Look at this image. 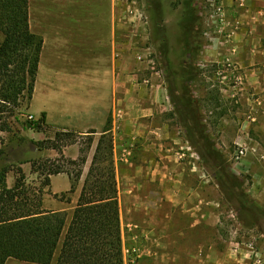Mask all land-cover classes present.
Masks as SVG:
<instances>
[{
	"label": "rangeland",
	"instance_id": "rangeland-1",
	"mask_svg": "<svg viewBox=\"0 0 264 264\" xmlns=\"http://www.w3.org/2000/svg\"><path fill=\"white\" fill-rule=\"evenodd\" d=\"M244 4L245 0H30L33 32L47 41V47L25 119L39 122L43 113H35L47 104L49 88L58 93L73 89V84L56 85L57 76L63 70L90 68L87 57L93 54L95 41H99L95 52L98 60L104 56L109 60L104 64L99 61L96 69L114 72L117 114L110 118L111 131L105 144L113 139L114 159L115 150L121 155L117 173L123 191L119 204L126 264H154L139 238L141 229L129 224L141 222L143 216L129 207L138 210L149 204L155 209L161 203L156 193L159 190H164V204L172 207L174 214L177 211L178 264H264V135L251 125L250 116L258 96L233 56L234 22L239 14L236 9L237 5L240 10L245 9ZM187 5L197 16L196 29L188 41L183 22ZM74 16H102L103 22H87L79 30L87 37L67 36L72 44L67 51L63 50L64 56L79 60L85 54L86 59L72 63L65 58L68 62H61L63 67L58 63L62 51L56 37L49 34L57 24L78 22L73 20ZM98 29L103 34L95 38ZM3 38L0 33V42ZM236 39L239 41V37ZM257 46L255 40L254 47ZM85 87L89 93L107 94L110 90L111 95L112 84L108 80L100 86L87 82ZM189 99L221 155L220 163L211 157L210 163L205 164L198 153L206 148L194 127L193 115L184 106ZM41 126L42 131H24L22 126L17 129L19 136L47 142L50 149L38 151L33 144L20 148L14 142L7 150H21L23 157L36 162L34 170L31 164L22 168L26 184L37 194L42 192L43 209L54 208L56 198L51 193L50 180L55 175H49L50 170L60 166L75 173L78 167L69 161L87 158L77 191L56 198L64 200L68 215L67 228L53 261L56 264L104 132L57 130L46 122ZM191 136L197 146L191 143ZM222 162L226 163L215 173ZM151 170L159 173L154 180L146 181ZM11 173L16 179V173ZM144 191L154 195L145 198ZM242 194L258 208L259 219L243 208ZM44 199L48 201L47 207ZM64 204L57 202L55 207L64 211ZM154 216L153 212L151 217Z\"/></svg>",
	"mask_w": 264,
	"mask_h": 264
},
{
	"label": "trees",
	"instance_id": "trees-1",
	"mask_svg": "<svg viewBox=\"0 0 264 264\" xmlns=\"http://www.w3.org/2000/svg\"><path fill=\"white\" fill-rule=\"evenodd\" d=\"M186 8L183 22L188 41L196 29L197 16L188 5ZM0 33L4 36L0 42V264H6L11 258L35 264H53L67 228L68 215L65 211L43 209L42 192L37 194L26 184L22 168L31 164L34 170L36 162L23 157L20 149V152L14 148L7 150L14 142L20 148L33 144L38 151L51 148L47 142L29 141L19 136L20 130L17 129V126H22L24 131H42L41 125L46 122L45 113L39 122L24 118L33 100L44 47L43 38L30 28L29 0H0ZM186 101L188 104L183 105L193 115L199 139L205 143L206 150L198 153L205 164L210 163L211 157L220 163L221 155L206 134L198 110L190 99ZM109 126L110 119L97 145L56 264H126L113 139L105 144L111 131ZM191 135L194 136L193 133ZM192 136L190 141L197 146ZM225 163L218 165L215 173H219ZM69 164L77 166L78 170L74 173L56 166L49 172L55 176L67 174L71 181L68 194L77 191L87 158L70 160ZM11 172L16 173V183L12 188L7 183ZM229 175L233 177V174ZM55 197L59 198L58 195ZM240 201L252 217L260 218L258 208L245 194Z\"/></svg>",
	"mask_w": 264,
	"mask_h": 264
},
{
	"label": "crops",
	"instance_id": "crops-1",
	"mask_svg": "<svg viewBox=\"0 0 264 264\" xmlns=\"http://www.w3.org/2000/svg\"><path fill=\"white\" fill-rule=\"evenodd\" d=\"M239 2L240 1H238L237 3ZM239 5L241 6L240 3ZM244 6L246 8L240 10L237 5L236 9L239 14L234 22V30L236 36L234 39L235 51L233 56L234 60H237L241 69L245 71L246 78L249 80V84L253 89L254 95L258 96L257 103L259 104L254 103V112H252V116H250L251 119L253 118L251 125L256 129L257 133L264 135V122L262 121V119L264 120V110L261 108V106L264 108V0H245ZM29 17L30 28L33 32V24L30 13V0ZM73 20L78 22L74 24H57V26H54L49 34L50 36L56 37V44L60 48V52L62 51V55L60 59H58V63L60 64L61 62H68V60H65V58L67 57L64 56V54H66L68 46L70 48L72 41H70L67 36L87 37L86 35H84L83 31H79L80 29L85 28V24H87V22H91L93 25H96L97 21L103 22L102 16H96L95 18L74 16ZM93 20L94 22H92ZM99 29L95 33V38H97L96 36L103 34L99 31ZM101 30H103L104 32V28H101ZM109 31H111V28L109 29ZM236 37H239V41L236 39ZM255 40H257L258 43V46L256 48L254 47ZM98 42L99 41H95L94 43V46L91 51L93 54H90V56L87 57L91 65L90 68L84 70L80 69L75 72H68L66 70H63L57 76L59 80L56 82V85L64 86L66 85L65 83L73 84V89L70 90V92L65 91L64 93H58L52 88H49L47 104H45L43 108L37 113L34 112L36 116L45 113L46 124L50 127H53L57 130L71 129L76 130L80 133H87L89 131L102 133L106 130L107 125L109 123V119L112 117V115L113 117H115V115L117 114V112L115 111V107L117 106V100L115 99L116 89L114 88V85L116 80L114 72L110 70L104 73V71L96 69L97 67H99V61H103V64L109 63L107 56L101 57V60H98L97 53H95L96 48L98 47ZM46 47L47 41L44 40V47L41 54V62L43 59H45L44 55ZM78 54L80 53L77 50L76 55ZM67 59H69V62L73 61L76 63L80 60L82 61V59H86V57L84 54L80 56L79 60L76 57L74 59L68 57ZM61 66L65 67L62 64ZM107 80L109 83L112 84V96L110 95V90L107 91V94H101L98 92H87L85 87L87 82L90 85L100 86L101 84H103V82ZM49 81H51L50 85H53L52 78ZM68 101L73 102V104L66 105L65 103H67ZM121 115L122 114H119V116ZM119 157L121 158V155L118 156V152L117 150H115L116 169L118 166L117 161ZM158 173L159 172L157 171L151 170L148 173L149 179L147 177L146 181L154 180L153 177H156ZM11 174L12 173H9L7 177V183L10 188L14 187L16 183L15 177H11ZM162 177H164V175H162ZM117 180L119 181L118 173ZM160 180H162V182L164 181L162 178ZM50 181L51 193L53 194V196L58 195L60 197L62 194H67L71 190V181L67 174L56 175L52 177ZM118 189L119 200L121 198L122 201L123 191L121 190L119 184ZM163 192L164 190H159V192L156 191V193H158L159 197L161 198V203L158 204L155 209L154 206H150L149 204L140 206L138 210V207H129L132 212L139 211V213H141L143 216V220H141V222L132 221L129 224H132L131 227L133 226L137 229H141V235H139V238L142 243H144L143 247L146 255L149 254L152 256L151 258H153L154 264H178L179 223L176 217L177 211L175 210L174 214V209L172 207L167 206V204H164ZM152 195H154V192H143V196L145 198H151ZM47 202L48 201L44 199L45 207H47ZM53 202L54 208L47 207L49 211H58V209L55 207L57 206V202L61 204L65 203L63 201L57 200L56 198ZM63 207L65 209V204L63 205ZM64 211L66 212V209ZM153 212L155 213V216L151 217V214ZM194 227L195 226L192 225L191 229H194ZM150 239L153 244H150ZM6 264L35 263L23 262L11 258L7 260Z\"/></svg>",
	"mask_w": 264,
	"mask_h": 264
}]
</instances>
